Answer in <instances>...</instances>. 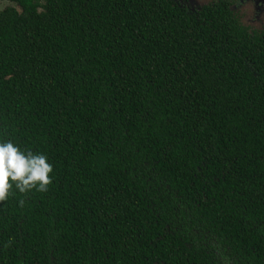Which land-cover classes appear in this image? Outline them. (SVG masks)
Instances as JSON below:
<instances>
[{
	"label": "trees",
	"instance_id": "trees-1",
	"mask_svg": "<svg viewBox=\"0 0 264 264\" xmlns=\"http://www.w3.org/2000/svg\"><path fill=\"white\" fill-rule=\"evenodd\" d=\"M232 5L0 0V142L53 166L0 203V264H264V30Z\"/></svg>",
	"mask_w": 264,
	"mask_h": 264
},
{
	"label": "clouds",
	"instance_id": "clouds-1",
	"mask_svg": "<svg viewBox=\"0 0 264 264\" xmlns=\"http://www.w3.org/2000/svg\"><path fill=\"white\" fill-rule=\"evenodd\" d=\"M53 166L46 155L21 150L12 141L0 142V203L8 200L13 187L21 194L45 193L52 183ZM21 200L20 204L23 205Z\"/></svg>",
	"mask_w": 264,
	"mask_h": 264
},
{
	"label": "rangeland",
	"instance_id": "rangeland-1",
	"mask_svg": "<svg viewBox=\"0 0 264 264\" xmlns=\"http://www.w3.org/2000/svg\"><path fill=\"white\" fill-rule=\"evenodd\" d=\"M211 0H179L189 8H197ZM9 3L3 1L1 8ZM235 9L242 18L245 26L263 29L264 27V0H235Z\"/></svg>",
	"mask_w": 264,
	"mask_h": 264
},
{
	"label": "flooded vegetation",
	"instance_id": "flooded-vegetation-1",
	"mask_svg": "<svg viewBox=\"0 0 264 264\" xmlns=\"http://www.w3.org/2000/svg\"><path fill=\"white\" fill-rule=\"evenodd\" d=\"M212 1H214V0H211V1H209V2H207V3H205V4H208V3H210V2H212ZM232 3H233V10L238 14V16H239V18H240V20L242 21V18H241V16L239 15V13L236 11V9H235V0H230ZM183 4H185V3H183ZM204 4V5H205ZM203 6V5H202ZM202 6H199V7H197V8H190L191 10H194V9H199L200 7H202ZM244 24V23H243ZM250 28H254V29H257V30H260V31H262V30H264V27H263V29H259V28H255V27H252V26H250ZM18 225V227H19V224H17ZM24 259H26V257H24ZM10 264H13V263H10ZM233 264V263H232Z\"/></svg>",
	"mask_w": 264,
	"mask_h": 264
}]
</instances>
